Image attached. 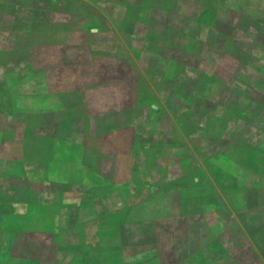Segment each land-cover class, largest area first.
<instances>
[{"label":"rangeland","instance_id":"obj_1","mask_svg":"<svg viewBox=\"0 0 264 264\" xmlns=\"http://www.w3.org/2000/svg\"><path fill=\"white\" fill-rule=\"evenodd\" d=\"M98 1L108 16L94 17L91 50L62 55L26 33L19 63L0 66V79L9 74L0 81V153L26 161L53 199L24 209L19 191L0 193V264H264L259 83L249 88L248 127L201 129L197 117L227 122L230 107L243 105L222 97L234 68L223 38L202 35L220 50L206 55L201 75L180 59L179 46L195 39L164 23L179 0ZM31 3L46 9L48 1L21 4ZM211 102L219 113L201 114ZM151 172L153 201L141 204Z\"/></svg>","mask_w":264,"mask_h":264},{"label":"crops","instance_id":"obj_2","mask_svg":"<svg viewBox=\"0 0 264 264\" xmlns=\"http://www.w3.org/2000/svg\"><path fill=\"white\" fill-rule=\"evenodd\" d=\"M47 1L45 9L41 8L37 3H31L29 7L21 4L25 3V0H0V66H8L20 61L23 49L25 48L20 44L19 36L26 33L37 34L42 38L38 43L40 48H51L60 51L62 55L65 51L68 53V51L79 47L87 50L92 49L93 36H95V33L92 31L94 27L92 28V26L98 23L94 17L99 15L101 18H107L108 16L98 6L97 3L99 1ZM135 1L149 2V0ZM178 2L179 4L175 6L176 11H172L170 3L165 8L166 16L164 23L167 29H169L168 32H171V26H176L181 35L195 39L186 38L187 42L179 46V50L184 52V58L181 56L182 58L180 59L186 61L184 63L188 66H195L196 70L199 67L198 71H201L199 74L203 75V59L206 58L208 53L213 54V51L216 52L213 54L214 58H218L220 47L219 42L204 43L202 35L211 33L217 35L218 39L219 36L222 37L224 40V43L222 42L224 46L222 47L224 51L222 55L225 56L223 58L227 59L232 68L234 67L230 71L232 74L228 77V81L232 85L226 89L222 97L241 98L243 102L242 106L234 104V106L230 107L235 114L234 118L230 121L222 122L218 116L214 117V121H206L197 117L196 124H199L201 129L217 128L220 121L222 124L219 128H222L223 124H228L229 127L234 126V124L238 125L239 128L248 127L251 124L250 99L252 95L249 88L251 82H258L260 89H257L256 92H258V96L262 100L259 102L260 105L257 108L259 110V124L263 129L264 0H179ZM21 8L24 10L29 9V14L19 13L18 10ZM152 10L153 7H151ZM172 16L178 19L177 23L171 22ZM152 23H154L153 17ZM102 29L99 26L98 31H102ZM79 34H81L83 39L78 36ZM116 36L119 37V33H116ZM103 37H105L104 34L99 36L101 40ZM12 38L13 40H11ZM105 38L107 39V37ZM197 39L198 41H196ZM10 41L14 43L10 44ZM116 43L118 46H122V42L117 41ZM146 50H148V47H146ZM149 57V53H142L140 59L143 60V65L149 64ZM139 63L138 58L133 64ZM8 77L9 74H5L0 81L8 80ZM136 80L140 81V78ZM235 83L237 85H234ZM217 103L211 102L209 106H204V109L202 107V112L200 113L203 114L205 110H210L211 114L219 113L220 107ZM143 107H133V111L137 113L138 110H141L139 108H142L141 111H144ZM147 124L149 125V122ZM162 136L165 135L163 134ZM197 161L199 160L197 159ZM197 167L201 171H206L203 161L197 162ZM132 173V170L128 171V174ZM35 174V172H28L26 161H20L19 159L18 163H16L14 156L11 154L0 153V193L12 195L15 191H19L21 195L20 204H22L24 209L27 208L28 202L35 206L53 203L51 189L47 193H44L46 191L39 186ZM152 174L153 172L151 174L147 173L144 179L141 180V188L145 187L146 190L141 192V199L139 198L141 204L147 203L148 205L153 201V197L151 200L150 196L155 188ZM135 185L136 182L130 183L131 187ZM137 188L139 191V184ZM215 188L212 184L210 189L218 199V193ZM139 200H136V202L138 203Z\"/></svg>","mask_w":264,"mask_h":264},{"label":"water","instance_id":"obj_3","mask_svg":"<svg viewBox=\"0 0 264 264\" xmlns=\"http://www.w3.org/2000/svg\"><path fill=\"white\" fill-rule=\"evenodd\" d=\"M151 107L154 108V109L158 108V106L156 104H151Z\"/></svg>","mask_w":264,"mask_h":264},{"label":"trees","instance_id":"obj_4","mask_svg":"<svg viewBox=\"0 0 264 264\" xmlns=\"http://www.w3.org/2000/svg\"><path fill=\"white\" fill-rule=\"evenodd\" d=\"M28 7H29V5H28ZM28 7H27V8H28ZM26 15H28V14H26Z\"/></svg>","mask_w":264,"mask_h":264}]
</instances>
